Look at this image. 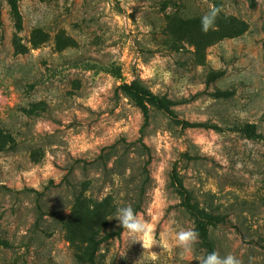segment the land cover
<instances>
[{
    "label": "rangeland",
    "instance_id": "obj_1",
    "mask_svg": "<svg viewBox=\"0 0 264 264\" xmlns=\"http://www.w3.org/2000/svg\"><path fill=\"white\" fill-rule=\"evenodd\" d=\"M18 4L21 27L0 0V264H264V141L232 128L264 133V0ZM125 205L150 250L109 219Z\"/></svg>",
    "mask_w": 264,
    "mask_h": 264
},
{
    "label": "clouds",
    "instance_id": "obj_2",
    "mask_svg": "<svg viewBox=\"0 0 264 264\" xmlns=\"http://www.w3.org/2000/svg\"><path fill=\"white\" fill-rule=\"evenodd\" d=\"M220 11V7L209 5L208 11L201 17L202 31L215 30V21ZM112 218H116L119 225L134 239V242H141L145 250H150L153 245L158 244L154 236V226L138 215L131 205L118 206L115 214L109 219ZM197 240L198 233L192 228H181L175 234L176 245L184 253H191ZM194 259L198 260L199 264H242L234 254L229 253L222 257L216 251L196 256Z\"/></svg>",
    "mask_w": 264,
    "mask_h": 264
},
{
    "label": "trees",
    "instance_id": "obj_3",
    "mask_svg": "<svg viewBox=\"0 0 264 264\" xmlns=\"http://www.w3.org/2000/svg\"><path fill=\"white\" fill-rule=\"evenodd\" d=\"M8 4L10 5L11 8V13L16 21V25L18 27L22 26V16L20 13V9H19V4H18V0H7ZM117 75L120 74V71L118 70L117 72H115ZM223 71H219V72H212L210 75L211 77H218L220 75H222ZM231 91L228 90H219L217 92H215V94L219 97H229L231 95ZM160 103L163 104V102L160 100ZM193 125L196 126H207V127H216L219 129H222L220 126H216L213 124H209L207 122H196ZM238 131H240L244 136L254 139V140H261L264 141V133L259 131L258 126L255 122H245V123H241L238 124L234 127H232ZM204 235H207V230L204 229Z\"/></svg>",
    "mask_w": 264,
    "mask_h": 264
}]
</instances>
